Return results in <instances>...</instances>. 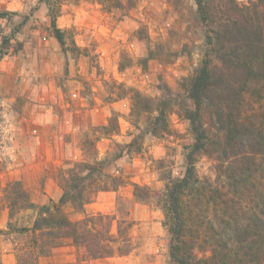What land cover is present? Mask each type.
Listing matches in <instances>:
<instances>
[{"label":"rangeland","instance_id":"1","mask_svg":"<svg viewBox=\"0 0 264 264\" xmlns=\"http://www.w3.org/2000/svg\"><path fill=\"white\" fill-rule=\"evenodd\" d=\"M228 1L0 0L9 13L0 36L10 39L0 57V264H175L159 201L166 184L184 176L194 141L186 84L216 57L207 38ZM158 106L166 132L155 120ZM75 164H99L96 185L108 190L63 212L71 222L114 218L115 236L130 223L129 255L93 260L61 239L39 256L33 233L16 230L32 227L37 211L21 209L11 192L36 207L57 203ZM217 165L198 155V178L216 181ZM110 222L97 228L106 234ZM208 255L196 247L192 264Z\"/></svg>","mask_w":264,"mask_h":264},{"label":"trees","instance_id":"2","mask_svg":"<svg viewBox=\"0 0 264 264\" xmlns=\"http://www.w3.org/2000/svg\"><path fill=\"white\" fill-rule=\"evenodd\" d=\"M197 6L203 10L200 1ZM8 14L0 12V19ZM207 40L216 46V57L202 61L185 89L192 104L185 117L194 139L185 173L166 184L159 201L170 235L169 257L175 264H192L197 247L209 254L197 264H264V0L250 6L229 0L218 30ZM9 49L10 39L0 36V57ZM157 112L156 123L166 132V111L158 106ZM201 154L218 162L216 181L198 178L195 163ZM98 167L73 165L63 177L61 198L49 206L36 207L25 194L11 192L23 202L21 209L37 211L32 227L16 230L33 233L39 256L61 239L85 248L93 260L132 252L130 223L124 229L125 222L118 225L115 236L114 218L99 215L71 222L63 212L68 203L83 209L96 193L108 190L96 185ZM108 220L105 234L97 227Z\"/></svg>","mask_w":264,"mask_h":264},{"label":"crops","instance_id":"3","mask_svg":"<svg viewBox=\"0 0 264 264\" xmlns=\"http://www.w3.org/2000/svg\"><path fill=\"white\" fill-rule=\"evenodd\" d=\"M106 194H107V193L103 194L102 196H107ZM100 196H101V195H100Z\"/></svg>","mask_w":264,"mask_h":264}]
</instances>
